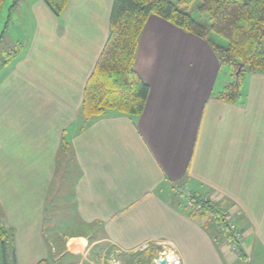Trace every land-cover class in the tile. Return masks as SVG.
Segmentation results:
<instances>
[{
    "label": "crops",
    "instance_id": "crops-1",
    "mask_svg": "<svg viewBox=\"0 0 264 264\" xmlns=\"http://www.w3.org/2000/svg\"><path fill=\"white\" fill-rule=\"evenodd\" d=\"M13 4L24 34L0 70L11 264H105L114 252L128 264L140 252L148 264H264V74L247 73L237 102L220 98L235 77L212 44L151 15L135 61L150 87L143 113L85 120L113 0H69L60 17L44 0ZM176 184L234 213L240 254L211 213L180 202Z\"/></svg>",
    "mask_w": 264,
    "mask_h": 264
},
{
    "label": "trees",
    "instance_id": "trees-1",
    "mask_svg": "<svg viewBox=\"0 0 264 264\" xmlns=\"http://www.w3.org/2000/svg\"><path fill=\"white\" fill-rule=\"evenodd\" d=\"M44 1L58 17L69 2ZM3 2L0 0V13ZM151 15L206 39L220 62L230 65L235 80L226 85L220 98L237 102L247 73L264 74V0H113L109 34L84 89L81 114L85 120L111 110L129 116L143 113L150 87L136 71L135 61L142 31ZM19 50L16 45L0 53V70ZM209 207L204 205L201 212L206 213ZM12 242L11 230L0 224L3 264L15 260Z\"/></svg>",
    "mask_w": 264,
    "mask_h": 264
},
{
    "label": "built area",
    "instance_id": "built-area-1",
    "mask_svg": "<svg viewBox=\"0 0 264 264\" xmlns=\"http://www.w3.org/2000/svg\"><path fill=\"white\" fill-rule=\"evenodd\" d=\"M175 195L184 202L193 212L199 213L204 210V205H209L208 212L218 223V229L226 232L229 248L238 254L241 252V245L244 240L243 231L237 226L234 220V213L230 210H219L217 204L206 194H196L189 191L183 184H176Z\"/></svg>",
    "mask_w": 264,
    "mask_h": 264
},
{
    "label": "rangeland",
    "instance_id": "rangeland-1",
    "mask_svg": "<svg viewBox=\"0 0 264 264\" xmlns=\"http://www.w3.org/2000/svg\"><path fill=\"white\" fill-rule=\"evenodd\" d=\"M14 0H4L3 5H2V9H1V13H0V36L2 34H4V37L1 38L0 41V53L1 55H3L6 51H8L11 46L10 44H13L12 42H15L16 44L18 42L17 39L21 38L20 36H22L24 34V26L21 24V21H17L14 20L16 19L11 18L12 17V12L10 11L11 9V5L13 4ZM11 16V17H10ZM12 22H15V25H12ZM9 26V30L7 29ZM216 41H220L219 38H216ZM225 43V41H224ZM228 67L230 69V65L225 63L224 64V68ZM231 73V72H230ZM231 77H233L232 73H231ZM230 77V78H231ZM232 79V78H231ZM64 230H69L71 229V225H64L63 226ZM233 252V251H231ZM114 255L115 259H119L120 260V264H128V260H126L125 256H117V254L114 252L113 254H110L109 256H107L106 258L109 259V261L111 262V260L113 259L112 256ZM135 264H148V258L142 254V252H140V254H136V256L133 257ZM78 261V259L76 258L74 260L75 264ZM109 261H106L105 264H108ZM244 261H242L243 263ZM155 264H158L157 262Z\"/></svg>",
    "mask_w": 264,
    "mask_h": 264
},
{
    "label": "water",
    "instance_id": "water-1",
    "mask_svg": "<svg viewBox=\"0 0 264 264\" xmlns=\"http://www.w3.org/2000/svg\"><path fill=\"white\" fill-rule=\"evenodd\" d=\"M239 75V70L236 72V77ZM158 264H168V260L166 258L157 259Z\"/></svg>",
    "mask_w": 264,
    "mask_h": 264
}]
</instances>
